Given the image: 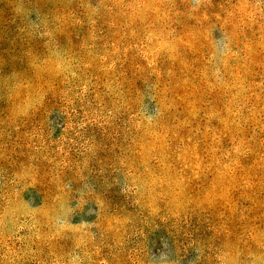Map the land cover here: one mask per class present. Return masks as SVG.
Returning <instances> with one entry per match:
<instances>
[{"label": "rangeland", "instance_id": "rangeland-1", "mask_svg": "<svg viewBox=\"0 0 264 264\" xmlns=\"http://www.w3.org/2000/svg\"><path fill=\"white\" fill-rule=\"evenodd\" d=\"M0 264H264V0H0Z\"/></svg>", "mask_w": 264, "mask_h": 264}]
</instances>
